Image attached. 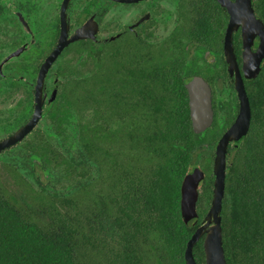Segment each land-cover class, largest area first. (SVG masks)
Wrapping results in <instances>:
<instances>
[{"label":"trees","instance_id":"1","mask_svg":"<svg viewBox=\"0 0 264 264\" xmlns=\"http://www.w3.org/2000/svg\"><path fill=\"white\" fill-rule=\"evenodd\" d=\"M253 5L264 22V0H253ZM220 11L218 5L216 20L198 11L188 39L221 50V41L212 40L219 37ZM184 46H154L152 55L138 49L122 61L111 55L88 78L69 84L56 117L61 129L73 112L78 156L57 150L0 161L10 177L0 175V264H186L188 242L211 205L214 151L235 120L238 101L231 83L227 104L214 95L213 126L194 133L186 84L195 73L186 64ZM234 47L240 62L239 35ZM198 74L212 88L216 78H229L227 73ZM246 89L251 127L229 148L223 201L228 264H264V63L260 75L246 81ZM31 160L53 163L76 185L59 194L38 178L40 187L34 188L23 173ZM199 163L206 173L199 218L186 224L181 187ZM30 172L35 176L39 171ZM194 256L206 264L204 237Z\"/></svg>","mask_w":264,"mask_h":264},{"label":"flooded vegetation","instance_id":"2","mask_svg":"<svg viewBox=\"0 0 264 264\" xmlns=\"http://www.w3.org/2000/svg\"><path fill=\"white\" fill-rule=\"evenodd\" d=\"M65 1L0 0V141L13 135L32 119L37 106L38 88L44 101L38 125L24 141L2 151L0 156L25 154L32 159L31 156L35 154L62 151L57 146L58 139L67 132V120L73 115V112L67 115L59 129L56 115L58 104L64 103L63 94L72 81L86 79L102 68V64L105 66L111 55L117 61H122L138 49L152 55L154 46L162 45L176 50L185 45L186 64L195 73L189 81L201 76L198 73L229 75L224 42L230 14L217 0H139L131 3L69 0L66 6ZM191 3H195L197 9ZM218 5L221 7V27L219 37L214 35L212 40L221 41L219 51L199 45L187 37L197 12H209L216 20ZM79 30H84L86 38L69 43L45 73L44 65L57 49L62 34L70 39ZM238 35L242 40L241 29L234 34V40ZM258 44L259 38L255 40L254 49ZM16 52H19L18 56L3 65ZM242 54L243 42L240 62L236 54L240 66ZM216 80L213 88L209 85L213 98L215 95L224 106L233 94L230 84H233L234 90L235 86L230 75L228 79L219 77ZM246 81L250 80H245V85ZM225 89L228 90L226 95ZM235 93L239 112L236 90ZM76 127L79 137L78 125ZM43 138L48 141L42 144ZM34 139L40 141L31 146L30 142ZM41 163L34 164L31 160L25 165L49 179L51 174L48 167L53 163L45 166L42 160Z\"/></svg>","mask_w":264,"mask_h":264},{"label":"water","instance_id":"3","mask_svg":"<svg viewBox=\"0 0 264 264\" xmlns=\"http://www.w3.org/2000/svg\"><path fill=\"white\" fill-rule=\"evenodd\" d=\"M114 1L131 3L139 0ZM217 1L230 14L224 42V52L228 64V72L238 95L239 112L233 124L224 132L216 145L212 166L214 181L211 206L203 218L201 225L188 242L185 251L186 264H198L194 256V248L203 237L206 264H228L224 250L222 212L226 190L227 167L229 164V147L232 144L237 146L249 133L252 121V109L245 80L256 79L260 75L264 63V22L257 17L253 0ZM68 2L69 0L65 1V6ZM240 29L243 42L241 66L238 63L234 50V34ZM84 38H86L84 30H79L70 39H67V35L62 34L57 49L44 65V72H47L50 65L59 57L69 43ZM257 38H259V44L257 49H254ZM18 53L16 52L7 58L3 62V65L11 58L18 56ZM186 88L189 96L193 131L197 135L204 134L213 126L215 120L212 88L202 76H195L186 84ZM36 101V111L32 119L13 135L0 141V153L24 141L38 125L42 117L44 103L39 88ZM35 161L40 163L38 158ZM205 180L206 173L200 167H195L183 180L181 187V213L186 224L199 218L198 205L201 191L205 186Z\"/></svg>","mask_w":264,"mask_h":264},{"label":"rangeland","instance_id":"4","mask_svg":"<svg viewBox=\"0 0 264 264\" xmlns=\"http://www.w3.org/2000/svg\"><path fill=\"white\" fill-rule=\"evenodd\" d=\"M225 92V95L227 94V89L223 90ZM89 117V116H88ZM68 125H67V132H65V135L62 136L60 139H58L57 146L59 147L62 152H68L69 154L73 156L79 155V149L76 147L75 143L78 139V129H77V123L76 118L74 115L70 116L68 118ZM215 152V151H214ZM9 154H6L4 156H0V161L2 159H6ZM213 165V163H212ZM197 167H200V163ZM201 168V167H200ZM25 169V168H24ZM27 169V171H26ZM25 171L23 173L26 175L30 183L33 185L34 188L38 189L40 187V184L38 182V178L43 182L42 184L51 192H57L59 194H66L74 188L76 183L74 180H68L64 177L63 171L61 169H57L55 165H49L48 170L50 171V178L46 179L43 177V174L40 172H37L38 175L32 176L31 175V168L26 167ZM0 175L4 179H8L9 174L2 166H0ZM95 173H92V176H95ZM39 176V177H38ZM22 191V189H21ZM203 191V189H202ZM201 191V193H202Z\"/></svg>","mask_w":264,"mask_h":264}]
</instances>
